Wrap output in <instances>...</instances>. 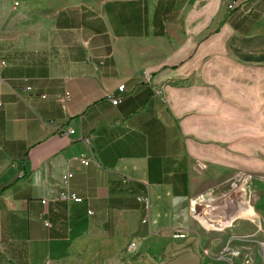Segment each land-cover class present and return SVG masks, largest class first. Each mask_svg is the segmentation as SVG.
<instances>
[{
	"label": "crops",
	"instance_id": "0c3cea01",
	"mask_svg": "<svg viewBox=\"0 0 264 264\" xmlns=\"http://www.w3.org/2000/svg\"><path fill=\"white\" fill-rule=\"evenodd\" d=\"M227 1L0 0V264H223L194 203L264 173V0Z\"/></svg>",
	"mask_w": 264,
	"mask_h": 264
},
{
	"label": "rangeland",
	"instance_id": "374dc122",
	"mask_svg": "<svg viewBox=\"0 0 264 264\" xmlns=\"http://www.w3.org/2000/svg\"><path fill=\"white\" fill-rule=\"evenodd\" d=\"M12 1L8 0L10 3ZM41 1L62 6L93 5L105 0ZM200 195L199 202L194 203V215L202 226V235L210 240L211 246L217 247L220 242L231 241L233 248L242 253L241 257L233 260L234 264H241L245 255H248L249 264H264V173L236 171ZM253 250H257L260 258L256 259Z\"/></svg>",
	"mask_w": 264,
	"mask_h": 264
},
{
	"label": "built area",
	"instance_id": "2783aa9c",
	"mask_svg": "<svg viewBox=\"0 0 264 264\" xmlns=\"http://www.w3.org/2000/svg\"><path fill=\"white\" fill-rule=\"evenodd\" d=\"M227 2H230V10H227V11H232L234 10L235 8H237L238 4H237V1L236 0H229ZM119 92H124V86L121 85L119 86L118 88ZM66 97H67V94H66ZM44 98V97H42ZM108 99L111 101V103L113 105H116L119 103L120 99L119 98H114L112 96H109ZM1 102H0V107H1ZM74 134V130L72 129H68L66 131V135H73ZM85 141H88V140H85ZM72 161L76 162V163H79L81 166L83 167H86L88 166V164L90 162L93 161V158L91 157H87L85 154H80L78 156H74L72 158ZM73 174L71 172H66L64 173L62 176H61V184L63 185V191L60 193L59 195V199L61 200H67V201H72V202H75V203H80L81 202V199L78 198L75 194L71 193L70 190H69V182L72 178ZM139 201L143 202L144 205H145V211H146V216L143 218L142 220V223L145 224L147 223L148 221V218H147V213H148V200L147 198H139L138 199ZM46 201L45 200H42L41 201V204H45ZM202 222H204L202 220ZM232 222H230L231 224ZM229 224V225H230ZM45 226H48L47 223H45ZM187 236V231H184L183 230V234H180V236H177V237H172L173 239H184L186 238ZM263 244V243H262ZM130 247H136V242L132 241L129 243L128 245V249H130ZM203 255L206 256V257H209V258H213L215 260H217L218 262H222L223 264H234L233 260L237 257H241L242 256V253L240 252V250H237V249H234L233 248V245H232V242L231 241H228L226 244H223L219 251L217 253H211L209 250H206V249H203L202 251ZM262 259L264 261V250H263V256H262ZM249 258H248V255H245L243 257V262L241 264H249Z\"/></svg>",
	"mask_w": 264,
	"mask_h": 264
},
{
	"label": "bare ground",
	"instance_id": "6f19581e",
	"mask_svg": "<svg viewBox=\"0 0 264 264\" xmlns=\"http://www.w3.org/2000/svg\"><path fill=\"white\" fill-rule=\"evenodd\" d=\"M229 9H230V5H229V7H228ZM86 143H88V141H85ZM230 197V196H229ZM222 204V203H221ZM247 204V203H246ZM247 207V206H246ZM233 208V207H232ZM237 208V207H236ZM244 208V207H243ZM247 209V208H246ZM248 210V209H247ZM240 211V210H239ZM244 211V210H243ZM246 211V210H245ZM244 211V212H245ZM242 213V212H241ZM230 216V215H229ZM233 216V215H232ZM180 234H183V232L182 231H180V230H174L173 231V237H177V236H180ZM130 248H135V247H130Z\"/></svg>",
	"mask_w": 264,
	"mask_h": 264
}]
</instances>
